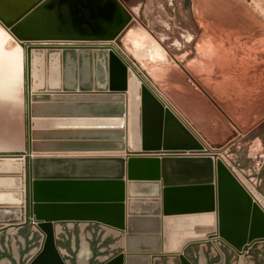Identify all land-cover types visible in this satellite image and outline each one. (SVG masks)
<instances>
[{
	"label": "water",
	"instance_id": "1",
	"mask_svg": "<svg viewBox=\"0 0 264 264\" xmlns=\"http://www.w3.org/2000/svg\"><path fill=\"white\" fill-rule=\"evenodd\" d=\"M51 3L0 0V24L12 28ZM117 38L13 33L24 138L0 158L23 160L24 219L0 226V264H72L71 252L75 264H196L203 249L200 264H227L223 246L229 264H248L256 247L264 255V207L142 71L137 145L129 142L130 63L111 43ZM71 119L82 123L54 122ZM198 216L208 222L191 221Z\"/></svg>",
	"mask_w": 264,
	"mask_h": 264
},
{
	"label": "rangeland",
	"instance_id": "2",
	"mask_svg": "<svg viewBox=\"0 0 264 264\" xmlns=\"http://www.w3.org/2000/svg\"><path fill=\"white\" fill-rule=\"evenodd\" d=\"M81 1L83 0H52L50 6H41L48 9L56 7L59 20L62 17V8L68 7L77 27L82 22V18L76 14L77 8L78 15L82 17L83 7H88L91 15L88 23L94 35L102 37L112 33L104 29V21L113 19L114 14L119 11V25L122 24L123 37L111 41L134 63L139 75L142 71L147 76L149 84L159 97L181 114L193 129L197 128V122L204 123L211 118L221 117L218 104L223 101L222 97H231V92L226 91L232 86L230 81H226L229 79L221 74L209 73L215 71L216 57L220 54L212 53L211 60L207 61L202 50L221 49L223 45L230 49L232 44L235 49H241L245 55L254 58L256 82L253 95L261 92L264 97V0H229L228 3L226 0H121L132 11V17L119 8L118 0H86V4ZM238 5L241 6L240 9ZM37 10L35 8L30 12L35 18L40 14L39 11L35 12ZM237 12L240 13L239 18L232 25V18L234 19V13ZM28 19V15L25 16L19 21V25L22 28L25 23H31L33 27L38 25V21L35 22L37 19H31L32 22L27 23ZM246 30L248 31L245 32ZM0 32L2 40L5 41L7 33L1 27ZM8 59L11 60L9 57ZM11 63L16 67L12 85L16 80L17 82L8 92L13 93L0 95V134L20 136L22 143L25 117L20 60L17 65L12 60ZM197 71H208L207 76L202 79L203 83H200V76L195 74ZM201 84L216 89L222 87L219 94L214 95L216 100L202 90ZM2 89L6 91V88ZM255 101L258 104L259 101ZM262 108L264 111V101ZM202 110L203 113L204 110L208 111V115H200ZM184 113L190 115L186 116ZM259 118L257 127L239 136H232L222 147L213 146V150L220 153L264 207V115ZM250 124L252 127L255 122ZM213 134L209 132L210 136Z\"/></svg>",
	"mask_w": 264,
	"mask_h": 264
},
{
	"label": "crops",
	"instance_id": "3",
	"mask_svg": "<svg viewBox=\"0 0 264 264\" xmlns=\"http://www.w3.org/2000/svg\"><path fill=\"white\" fill-rule=\"evenodd\" d=\"M233 48L234 47L231 44L230 49L226 47V45L225 47L223 45L221 49L202 50L205 53L204 59L207 61L211 60V57L213 56L212 53L220 54L216 57L215 71L209 73L212 75L221 74L222 77L224 78L226 77L227 79H229L226 81H230L232 85L230 87V90L226 89V91L231 92L230 95L231 97H229V95L222 97L223 101L218 104L219 105L218 111L221 113V117L211 118L209 121H206L204 123L197 122L196 124L197 128L193 129L187 124V122L183 119V117L180 116L181 114H178L177 111L171 108L176 113V115L180 119H182L184 124L192 131V133L203 144H205L206 150L208 151H216L213 150V146L222 147L223 145L226 144V141L232 139V136H237V135L239 136L243 132H246L249 129L257 127V124L260 122L259 117H262V115H264V111L262 108V104L264 101L263 94H261V92L256 94L262 96L261 98L259 96L258 98H255L256 95H253L255 94V82H256V75H255L256 65L254 58L248 57V54L245 55L246 53H244V51L241 49H235V48L233 49ZM206 73H208V71L205 72L197 71V73H195L198 76H200L199 77L200 83H203L202 79L204 76L205 77L207 76ZM262 77L264 78V71ZM251 81L252 83H250ZM248 82L250 83V85H248L249 84ZM201 85H202V90L206 94H208V96H210L212 99L215 100H216V96L219 94L218 91H221L222 89V87L221 89L219 88L216 89L210 85H205V84H201ZM223 91H225V89H223ZM215 94L216 96H214ZM255 99L259 101L258 104L256 103ZM204 112L208 115V111L204 110ZM205 113H203L202 110V112H200V115L205 116ZM184 114L185 115L187 114L186 116L190 115V113H184ZM192 121L196 123L194 119ZM251 122L252 123L255 122L254 126L252 127L250 124ZM209 132L214 134L210 136ZM204 139L206 141H210L211 144L204 141Z\"/></svg>",
	"mask_w": 264,
	"mask_h": 264
},
{
	"label": "bare ground",
	"instance_id": "4",
	"mask_svg": "<svg viewBox=\"0 0 264 264\" xmlns=\"http://www.w3.org/2000/svg\"><path fill=\"white\" fill-rule=\"evenodd\" d=\"M228 2H230V1L226 0V3H228ZM233 5H234V3H233ZM240 8H241V6H239V9ZM35 12H38V10ZM239 14H240L239 12L234 13V19L232 18V25H234L236 23L235 21L237 20V18H239ZM253 20H255V19L253 18ZM30 21H32V20H30ZM23 26H25V25H23ZM0 27L8 35V37H6V40L4 38L5 41H3L1 38L2 36L0 34V95L6 96V95L13 93V92L8 93V92L11 88H14V86L17 82V80H16L14 85H12L13 80H14V76L16 74V67L14 64L12 65L11 60L16 65H17V63H19V60H20V67H21V61H22L21 51L13 39V33L14 32L23 33L22 31H24V28H22V26L19 25V22L15 26H13L12 28H4L1 24H0ZM44 31H46V30H44ZM247 31L248 30H246L245 32H247ZM29 36L42 37V35L40 34L39 31H34ZM113 46L116 50H119L120 53L123 51L122 49H120L115 44H113ZM124 56L129 61L127 56L126 55H124ZM8 57L11 60H9ZM129 63H130L131 77L129 80L128 92H127V97H126V98H128V102H127L128 103V120H130V125L132 127L131 131H130L129 142L132 143L133 146H136L137 145L136 115H137V103H138L137 102V96H138V84H139L138 77L136 74H139V72H138V68L131 61H129ZM20 76H21V73H20ZM250 83H252V81ZM250 83L248 85H250ZM11 85H12V87H10ZM251 86H252V84H251ZM236 87H234V88H236ZM2 88H6V91H5V89H2ZM5 92H7V93H5ZM101 121L104 123H109V120H108V122L104 121V120H101ZM54 122H57V123H82V120H76V119H71V120H66V121L54 120ZM83 123H89V122H83ZM21 148H22V143H21V137L20 136H17V135L8 136V135L0 134V150L21 149ZM23 171L24 170H23L22 158H0V226L7 225L8 223L21 222L24 219V211H23L24 177H23ZM191 221H195L197 223H207L208 218L206 216H198L197 218L196 217L192 218ZM209 239L217 240L218 238H217V236H212Z\"/></svg>",
	"mask_w": 264,
	"mask_h": 264
},
{
	"label": "flooded vegetation",
	"instance_id": "5",
	"mask_svg": "<svg viewBox=\"0 0 264 264\" xmlns=\"http://www.w3.org/2000/svg\"><path fill=\"white\" fill-rule=\"evenodd\" d=\"M81 3H83V4L85 3L86 4L87 1L83 0V1H81ZM36 8L40 12L39 16L35 18L33 16V14L32 15L29 14L28 15V17H29V19H28L29 21L28 22H32V21H30L31 19H33V20L37 19L35 21H38L37 22L38 25H36V27L35 26L33 27L31 23H28V22H27L28 24L25 23L24 31H22V32L24 34H26V35H30L34 31H39L40 34L42 35V37H50V36H54V37H57V36H59V37L60 36L61 37H70V36H78V35H85L86 37H92V35H94V31L92 30L91 25H89V23H88V20L90 19V16H91L88 7H83L84 16H82V17L78 15V12L76 13L77 16L82 18V21H83L82 24L79 25V27H77L74 24L73 18H72V14L70 13V10H69L68 7L62 8L63 9V13H62V17H61L60 20H59L57 14H56L57 13L56 12V7H54L53 9H48V8H45L44 6H40V7H36ZM118 13H119V11L114 14L113 19H111L109 21H104V23H103L104 29L106 31H108V30L112 31L111 34L109 33V34H106L105 36H111L113 33H115V34L118 35V38H122L123 37V30H121L122 28L119 25V14ZM59 17H60V15H59ZM44 30H46V31H44ZM151 41L152 40H150V42ZM111 43L115 44L114 42H111ZM127 58L129 59L128 56H127ZM129 61H131V60L129 59ZM222 248L224 250H226V252H228L227 264H229V258H233L234 256H233L232 253H229L230 251L226 247L223 246ZM208 250L209 249H207V250L203 249L202 254H200V252H199V254L197 253L196 258L194 259V262L196 264H200V261H199L200 260V255H202V257L204 259H205V257L207 258L208 257V253H209ZM260 252H261V247H259V248L256 247L254 249V251L251 253L250 257H249L248 264H264V255L262 253H260ZM214 259H216V257ZM11 260H13L14 264H23L24 261H25V257L23 258L22 261L19 260V262H17V263H16V261L14 260L13 257H12ZM210 262H208L206 260L205 264H209Z\"/></svg>",
	"mask_w": 264,
	"mask_h": 264
},
{
	"label": "trees",
	"instance_id": "6",
	"mask_svg": "<svg viewBox=\"0 0 264 264\" xmlns=\"http://www.w3.org/2000/svg\"><path fill=\"white\" fill-rule=\"evenodd\" d=\"M36 238H37V236L34 235L33 238H32V240H35ZM64 245L70 250V247H69L68 242L64 243ZM70 254L72 255V258H71L72 264H75L74 257H73V252H71Z\"/></svg>",
	"mask_w": 264,
	"mask_h": 264
},
{
	"label": "built area",
	"instance_id": "7",
	"mask_svg": "<svg viewBox=\"0 0 264 264\" xmlns=\"http://www.w3.org/2000/svg\"><path fill=\"white\" fill-rule=\"evenodd\" d=\"M205 152H210V151H208V150H205ZM216 152H218V151H216ZM219 153V152H218Z\"/></svg>",
	"mask_w": 264,
	"mask_h": 264
}]
</instances>
